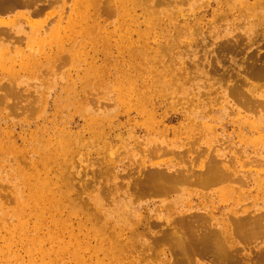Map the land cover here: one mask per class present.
<instances>
[{"label":"rangeland","instance_id":"obj_1","mask_svg":"<svg viewBox=\"0 0 264 264\" xmlns=\"http://www.w3.org/2000/svg\"><path fill=\"white\" fill-rule=\"evenodd\" d=\"M74 1L47 0L44 14L27 18L29 22L20 20L19 16L17 24L21 25L13 27L14 38L12 41L11 38L5 39L14 46L8 49L6 41L2 43L7 45V49L0 46V49H5L1 50L5 51L4 54L0 53V97H3L0 101V150L3 151L0 154V161H3L0 191H14L17 197H25L30 202L31 193L35 187H40L38 184L43 180L27 181L17 173L19 170L15 163L7 164L12 147L17 153L22 151L19 164L21 159L37 161V157L45 156V150L48 152L47 145L58 146L62 142L67 149L61 147L64 150L62 157L66 158L57 167L53 162H57L59 153L55 156L48 177L61 180L62 191L69 187L76 197H80L76 212L67 203V213L74 220L86 223L91 236L98 223L86 219L83 211L94 212L97 201L89 198H94L100 189L118 187L122 191V184L129 179L124 172L126 167L138 170L149 161L162 165L171 162L186 165L196 156L194 152L223 149L229 158L241 157L240 165L245 166L243 171L264 173V129L262 133L250 132L248 123H257L258 116L234 105L235 100L230 96L231 87L246 78L249 83L244 85V90L264 100V80L248 77L244 65L246 54L229 55L231 60L220 64L217 73L211 71L210 64L217 44L245 33L251 25L247 23V16L237 19L232 16L235 6L230 11H226L224 6L217 9L214 16L202 17L200 13L203 11L215 10L216 0H165L153 16L148 12L152 9L146 8L143 23L129 30V33L135 30L142 32L137 39L139 44L133 46L128 39L118 40L121 32L112 27L105 32L115 38H98L100 31L83 36L76 27L63 39V28L58 26L63 18L59 16H69ZM170 1V9H167ZM65 4L70 6L66 8ZM90 4L94 5L93 2ZM27 12L31 13V10L17 8L0 14V17L9 19L11 14ZM159 12L164 18L161 25H157L159 22L156 20ZM76 14L77 11L74 17ZM43 20L48 21L45 28L31 26V22ZM255 28L253 34L257 36V43L250 46L248 52L264 50L260 47L264 42V27L256 25ZM131 46L147 53L136 57L133 49L130 50ZM26 56V61L31 60V64L23 67L21 60ZM138 69L142 75L137 73ZM166 69L167 73L162 74ZM154 70L163 76L155 75ZM164 116L172 119L164 121ZM232 139L239 145L238 150L232 149ZM151 143L164 147V153L151 159ZM245 148L250 152L249 158L243 157ZM184 152L187 153L186 163L179 162L180 154ZM114 167L119 172L117 178L112 175ZM220 188V185L211 189L186 187L184 191L200 195L193 198L191 203L194 207L199 204H208L211 208L232 206L231 194L223 196L217 193ZM242 188L250 190L251 195L244 198L238 207L247 206L254 211L264 205V179L259 182L254 175L249 187ZM203 195L209 197L204 200ZM162 199H157V205ZM143 201L139 199L135 204ZM108 203L104 200L101 204ZM143 216L148 218L149 215L145 212ZM132 222V227H135L134 218ZM158 229L143 228L141 232L145 240L150 241L149 231ZM124 234L125 239L127 236L131 238L129 230ZM50 236L42 234L39 238H43L47 252L51 254L57 253L59 246L70 243L65 238L62 239L65 244L60 245L59 241L50 240ZM34 237V234H28L33 241ZM4 239L7 242L19 241L22 245L27 242L24 234L11 238L6 233ZM39 243V252H11L2 247L4 240H1L0 252H11L14 258L0 256V264H46L43 262L49 258L42 257ZM71 245L74 242L71 241ZM256 245L264 247V237L257 240ZM34 246H37L36 241ZM136 250L129 252V257L138 258L141 264L149 261L151 264L162 263L153 252H140L139 246ZM77 253L66 252L59 264H115V255L111 252Z\"/></svg>","mask_w":264,"mask_h":264},{"label":"bare ground","instance_id":"obj_2","mask_svg":"<svg viewBox=\"0 0 264 264\" xmlns=\"http://www.w3.org/2000/svg\"><path fill=\"white\" fill-rule=\"evenodd\" d=\"M45 1L47 0H0V14L13 12L17 8L31 10V13L11 14L9 19L0 17V46L3 45V41H6L8 49H11L14 46V43L10 42L14 38L13 27L21 25L17 24L18 17L20 16L22 18L20 20L26 21L27 18L41 16L46 8ZM216 1L215 10L212 12L210 10L203 11L200 13L202 17L209 14L214 16L217 9L221 10L224 6H226V11L232 10L235 6L236 10L231 11L232 16L237 19L247 16V23L251 25L245 29L244 34H239L232 39H225L217 44L214 51L215 56L210 62L211 71L217 73L220 64H227L231 60L229 55L246 54L244 65L248 77L264 80V50L255 52L247 50L257 43V36L253 34V31L257 29L255 26L264 27V0ZM91 2L94 5L90 4ZM161 2H165V0H85V2L80 0L81 6H78L79 3L75 0L70 9V15L65 16L67 18L64 15L59 16L60 19L63 18V22H59L58 26L63 28V39L67 38V32L75 30L76 27L78 33L83 36L100 31L98 38L103 39L105 36L115 38L112 34L106 33V29L112 27L121 32L118 40L128 39L130 45L134 46V44H139L140 41L137 39L142 32L135 30L129 33V30L143 23L141 21L146 13L144 12L146 8L152 9L148 12L150 16H153V13L158 11L156 9L161 5ZM170 4L171 1L167 3V9H170ZM76 11L77 14L74 17L73 14ZM162 16L163 13L159 12L156 17L159 22L157 25H161L164 20ZM194 16L197 17L198 14ZM250 18L252 20L248 21ZM29 21L30 19H27V22ZM47 22V20L31 22V26L43 29ZM235 22L237 24V20ZM92 43H94L93 39ZM7 45H3V48L7 49ZM260 47L264 48V42ZM3 48L0 49L1 54L5 52L1 51L5 50ZM132 49L136 57L139 58L141 54L147 53L146 50L138 51L131 46L130 50ZM26 59L28 56L21 60V66L28 67L31 64V60L26 61ZM133 71L136 72V69ZM137 73L143 74L141 69H138ZM154 73L163 76L162 74L167 73V69L161 72L162 74L158 70H154ZM248 83V79L245 78L233 85L230 96L235 100L234 105L242 106L253 112L254 116H258L257 123H248L250 132L262 133V129H264V100L244 90V85ZM0 101H3V97H0ZM163 119L166 121L172 117L164 116ZM62 144L60 142L58 146L47 145L48 152L45 150V156L37 157L38 160L33 162L21 159L22 162L19 164L18 158H21L22 151L18 150L17 153L16 149L12 147V151L7 157V164L11 161L15 163L19 170L17 173L24 176L27 181L30 179L38 182L43 181L38 184L40 187L34 188L30 195L32 198L30 202L25 197H17L14 191H0V239L4 240L2 246L4 249L11 252H34L38 251V242H40L39 248L42 257L49 258L48 261L43 262L46 264L61 263L66 252L74 254H78L77 252H111L113 256L115 255V264H141L142 261L138 258L129 257V252H137V246L141 248L140 252H153V255L161 260V264H264V247L254 246L257 240L264 237V211L262 208L264 205L254 211L247 209V206L238 207L244 198L251 195V191L242 188V186L249 187V183L254 180V175L259 182L262 181L264 173L254 174L252 171H243L245 166L240 165V156L234 154L235 158H229L223 149L222 151L205 149L202 152H194L193 155L196 156L192 157L186 165L173 162L162 165L149 161L148 164L144 162L138 167V170L126 167L124 172L129 179L125 184H122L124 185L122 191L117 186L112 190L100 189L94 198H89V200L97 201L94 205V212L86 210L83 211V214L86 219L90 218L91 222L96 220L98 223L96 231L90 236L86 223L74 220L67 213L69 208L67 203H70L74 213L76 212L77 200H80V197H76V193L71 192L69 187L66 191H62L59 185L61 180L48 177L52 170L51 162L55 161V156L59 153L56 158L57 162H53L57 167H59V162L66 158L62 157L63 151L67 150ZM231 144L233 150H238L239 145L233 142V139ZM155 145L157 144H150L149 156L151 159L165 151L164 147ZM61 147L64 150H61ZM1 153H3L2 150H0ZM185 154L187 153L180 154L181 161L179 162L186 163L184 159L187 155ZM249 155L250 152L246 148L243 149V157L249 158ZM38 162V167H36ZM2 166L3 161L1 160L0 168ZM112 175L115 178L119 176L116 167H114ZM218 185L221 188L217 193L223 196L231 194L229 198L232 201V206L224 205L211 208L208 204H199L194 207L191 202L193 198L200 197V195L184 191L186 187L211 189ZM202 197L206 200L209 195ZM160 198L164 199L157 205V199ZM139 199H144V201L136 205L135 202ZM104 200H108L110 204L102 205ZM100 206L105 209L102 210ZM185 206H189V208L184 209ZM145 212L149 215L148 218L143 216ZM133 218L135 227H132ZM152 227L159 229L149 231L151 240L146 241L141 229H151ZM125 230H129L132 234L130 239L128 236L126 239L124 238ZM6 233L11 238H14L16 234H24L27 237V242L25 245L19 241L7 242L4 239ZM28 234L35 235L33 239L37 246L33 247L34 241L28 238ZM42 234L44 236L51 235L49 239L59 241L60 245L65 244V240H62L65 238L69 239L70 243L68 246H59L57 253L51 254L47 252L46 242L43 241V238H39ZM71 241L74 242V245H71ZM117 242L118 246H115ZM93 243H98V246L92 245ZM11 252H0V256L14 258ZM16 261L19 262L20 259H16ZM34 262L36 261L31 263ZM147 264H151V262L149 261Z\"/></svg>","mask_w":264,"mask_h":264}]
</instances>
